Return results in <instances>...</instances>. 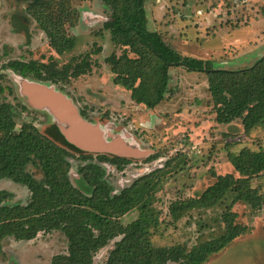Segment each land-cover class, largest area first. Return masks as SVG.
<instances>
[{
    "label": "rangeland",
    "instance_id": "obj_1",
    "mask_svg": "<svg viewBox=\"0 0 264 264\" xmlns=\"http://www.w3.org/2000/svg\"><path fill=\"white\" fill-rule=\"evenodd\" d=\"M29 1L0 0V66L12 60H34L52 62L61 69L89 54L88 72L51 86L71 102L85 121L98 128L107 143L121 142L139 151L137 156H123L87 151L69 142L63 134L69 123L56 119L48 110L32 106L17 81L21 77L10 69H3L2 84L12 92H5L2 100L15 106L16 129L22 122L30 123L66 148L72 154L69 179L74 186L86 189L77 172V166L83 163L79 160L81 154L92 155L93 159L105 154L129 160L122 169L101 162L114 191L143 174L165 167L167 174L154 206L160 212V219L167 221L172 202L198 196L215 180V174L232 171L228 152H237L242 147L264 148V127H257L246 135L239 120L231 124H217L212 120L209 74L172 67L169 92L158 106L149 109L135 103L129 91L113 83L114 74L106 58L113 53L120 55L122 48L114 45L109 32L102 29L109 19V11L100 0H64L62 22L66 33L76 41L72 49L60 55L49 46L45 33L27 14ZM144 8L150 30L162 33L184 55L212 59L215 68H248L264 54V0H144ZM155 153L159 154L158 158L146 161ZM28 169L35 178H41L32 165ZM250 184L264 193V176L253 178ZM0 190L14 194L11 203L29 201L27 188L10 180L0 182ZM234 210L248 231L205 264H264V205L253 209L237 204ZM137 214V210H132L121 221L126 224ZM192 217H184L165 228L162 235L153 237V242L191 246L199 235L195 225L199 215L194 212ZM209 233L206 231L202 236ZM114 241L96 253L93 264H104ZM3 249L0 264H51L54 255L66 253L67 239L60 231H40L29 241L6 238Z\"/></svg>",
    "mask_w": 264,
    "mask_h": 264
},
{
    "label": "trees",
    "instance_id": "obj_2",
    "mask_svg": "<svg viewBox=\"0 0 264 264\" xmlns=\"http://www.w3.org/2000/svg\"><path fill=\"white\" fill-rule=\"evenodd\" d=\"M100 1L109 11L102 29L109 32L114 45L122 48L120 55L113 53L106 58L114 74L113 83L129 91L135 103L149 109L158 106L169 92V69L183 67L187 72L209 74L210 112L217 124L239 120L246 135L264 127V54L248 68H215L212 59L184 55L162 33L150 30L144 0ZM65 8L64 0H30L26 7L59 55L72 49L76 41L65 31L61 18ZM89 57L86 54L61 69L52 62L34 60H12L0 66V182L10 180L29 191V201L21 204L11 203L14 194L0 190V256H4L6 238L29 241L40 231H60L67 239V251L54 255L51 264H93L96 253L113 240L104 264H205L248 231L234 207L246 204L259 209L264 205V193L250 184L253 178L264 176V148L242 147L228 152L232 171L215 174V180L198 196L172 202L167 221L160 219L154 206L167 174L165 167L114 191L101 162L122 169L129 160L105 154L93 159L92 155L81 154L83 163L77 166V172L86 184L81 190L69 179L72 154L66 148L30 123L22 122L16 129L15 106L2 100L5 92H12L2 84V70L7 68L21 78L53 85L88 72ZM158 155L151 154L146 161ZM29 165L39 171L40 179L35 178ZM132 210H137V216L123 224L121 217ZM194 212L199 215L195 219L199 235L191 246L153 242L154 236L162 235L165 228L182 218L194 219ZM206 231L210 233L203 237Z\"/></svg>",
    "mask_w": 264,
    "mask_h": 264
},
{
    "label": "water",
    "instance_id": "obj_3",
    "mask_svg": "<svg viewBox=\"0 0 264 264\" xmlns=\"http://www.w3.org/2000/svg\"><path fill=\"white\" fill-rule=\"evenodd\" d=\"M23 91L29 98H32L33 94H37L38 98H32L35 106L47 105L53 112L59 114L62 120L69 123V127L63 131V134L74 145L87 151L111 152L123 156L139 155L137 148L122 145L117 149L115 147L117 142L107 143L98 128L85 121L71 102L66 100L62 94L55 92L53 87L24 80Z\"/></svg>",
    "mask_w": 264,
    "mask_h": 264
},
{
    "label": "flooded vegetation",
    "instance_id": "obj_4",
    "mask_svg": "<svg viewBox=\"0 0 264 264\" xmlns=\"http://www.w3.org/2000/svg\"><path fill=\"white\" fill-rule=\"evenodd\" d=\"M27 81V80H26ZM28 82H34V81H30V80H28ZM46 85V84H45ZM47 86H49V87H52L51 85H47ZM26 96V98H27V100H28V102L32 105V106H34L35 108L37 107V106H35V102H33L34 100V98L35 97H37L38 98V95L37 94H33L32 95V98H29V97H27V95H25ZM39 108V107H38ZM48 110L56 119H58V120H60L61 118H60V115L59 114H57V113H55V112H53V110H51V108L49 107V106H47V105H43L42 107H40V110Z\"/></svg>",
    "mask_w": 264,
    "mask_h": 264
},
{
    "label": "bare ground",
    "instance_id": "obj_5",
    "mask_svg": "<svg viewBox=\"0 0 264 264\" xmlns=\"http://www.w3.org/2000/svg\"><path fill=\"white\" fill-rule=\"evenodd\" d=\"M18 83L21 85V87L23 88V82H24V80L23 79H21V78H18ZM117 137H120V136H116V138ZM123 145V143H121V142H117L116 143V145H115V147L118 149L119 147H121ZM123 146H126L125 144L123 145ZM127 147H130V146H127Z\"/></svg>",
    "mask_w": 264,
    "mask_h": 264
}]
</instances>
